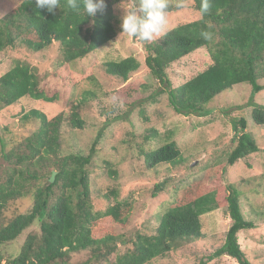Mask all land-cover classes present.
I'll list each match as a JSON object with an SVG mask.
<instances>
[{"label":"trees","instance_id":"obj_1","mask_svg":"<svg viewBox=\"0 0 264 264\" xmlns=\"http://www.w3.org/2000/svg\"><path fill=\"white\" fill-rule=\"evenodd\" d=\"M123 1L105 0L104 13H98L93 23V18H84L82 6L74 10L67 0H61V7L54 14L37 9L34 0H21L12 11L0 17V53L18 46L39 52L59 42L63 61L83 58L118 35L114 8ZM193 1L201 17L180 24L156 42L146 44V67L154 78L166 83L170 104L183 115H206L207 104L216 95L236 84L249 83L252 117L257 125H263L264 105L255 101V95L264 89L260 83L264 78V0H208L210 8L203 14L204 0ZM178 9L181 7L172 2L168 12ZM201 48L210 53L211 64L173 87L168 77L170 65ZM105 65L108 74L127 81L141 63L129 56L109 60ZM41 81L30 64L17 61L0 76V113L24 97L55 101V96L47 95L40 88ZM140 86L147 88L146 83ZM95 96L94 91L84 93L85 99ZM63 121V113L50 119L40 109L22 108L19 126L29 132L6 145L1 142L0 264H69L72 253L87 249L91 250L90 260L96 263L152 264L172 249L202 239L205 236L203 216L222 206H227L232 222L214 257L227 255L239 264H252L240 244L239 233L255 228L256 223L244 213L241 190L233 183L226 184L222 190L207 175L186 181L182 189L175 186L177 194L159 215V224L153 230L137 229L129 235L97 234L104 219L125 226L134 202L132 198L119 200L118 190L111 188L103 195L109 201L105 210H94L89 167L104 137V128L98 130L87 153H65L61 147ZM71 125L84 128L85 122L74 115ZM247 127L244 116L233 120V145L227 154L224 172L238 160L261 150L255 136L246 131ZM157 135L155 128H147L143 140L148 142ZM141 152L148 168L161 164L177 166L184 161L182 149L175 140ZM170 181L171 178L160 181L153 195L169 191ZM25 200L31 202L28 210L19 205ZM36 223L39 228L27 233L17 255L4 258L2 246L19 238ZM119 243L129 248L111 261Z\"/></svg>","mask_w":264,"mask_h":264},{"label":"rangeland","instance_id":"obj_2","mask_svg":"<svg viewBox=\"0 0 264 264\" xmlns=\"http://www.w3.org/2000/svg\"><path fill=\"white\" fill-rule=\"evenodd\" d=\"M20 2L0 0V17ZM172 2L176 4L177 0ZM133 3L134 0H125L115 6L118 35L83 58L63 61L59 42L39 52L18 46L0 53V76L17 61L27 62L42 79L40 88L47 95L56 97L53 102L24 97L17 104L4 108L0 113V151L3 142L6 145L29 132L19 126L22 108L25 111L40 109L50 119L64 114L61 147L65 153H87L98 130L104 128V137L89 167L94 210H105L109 201L103 195L111 188L118 190L119 200L132 198L134 206L125 226L104 219L97 231L99 235L107 232L129 235L137 229L153 230L159 224V215L177 194L175 186L182 189L186 181L198 176L213 177V185L222 190L226 184L233 183L241 190L246 217L256 223L255 228L239 233L240 244L252 264H264V124L257 125L252 117V86L241 83L222 91L207 104L206 115L178 113L170 104L166 83L154 78L145 65L146 44L122 33V7ZM182 3L181 9L168 12V31L201 17L193 0H182ZM129 56L136 57L141 66L127 81L106 72L107 61ZM211 62L208 50L198 49L170 65L169 80L173 87L178 86L206 69ZM142 83L147 84L146 89L140 86ZM260 83L264 84V78ZM86 91H94L96 96L85 99ZM255 101L264 105V89L255 95ZM74 115L85 122L84 128L71 125ZM241 116L247 119L246 131L255 136L261 150L247 159L238 160L224 172L227 154L233 145V120ZM147 128H155L158 135L145 142L143 134ZM172 140L182 149L184 161L177 166L161 164L148 168L141 150L155 149ZM166 178H171L169 191L154 196V187ZM19 205L28 210L31 202L25 200ZM202 221L205 233L202 239L186 242L152 264H239L227 255L214 257L232 222L227 206L205 214ZM38 228L36 223L19 238L3 245V257L16 256L27 233ZM128 248L129 245L119 243L118 252L110 260L114 261ZM90 257V249L72 253L69 264H108L96 263Z\"/></svg>","mask_w":264,"mask_h":264},{"label":"clouds","instance_id":"obj_3","mask_svg":"<svg viewBox=\"0 0 264 264\" xmlns=\"http://www.w3.org/2000/svg\"><path fill=\"white\" fill-rule=\"evenodd\" d=\"M68 5L79 10L82 6L84 18H93L98 13L103 14L106 9L105 0H67ZM37 9L53 13L61 7V0H34ZM172 0H134L129 7H122L124 13L121 17L122 33L139 40L144 44L156 42L168 31V11ZM176 7H183L182 0H177ZM210 8L208 0L202 4V14Z\"/></svg>","mask_w":264,"mask_h":264}]
</instances>
